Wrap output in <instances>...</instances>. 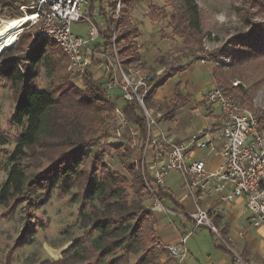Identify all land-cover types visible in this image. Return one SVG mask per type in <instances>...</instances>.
Returning <instances> with one entry per match:
<instances>
[{
  "label": "trees",
  "instance_id": "16d2710c",
  "mask_svg": "<svg viewBox=\"0 0 264 264\" xmlns=\"http://www.w3.org/2000/svg\"><path fill=\"white\" fill-rule=\"evenodd\" d=\"M14 1L0 0V6H13ZM137 2L138 0H121L115 41L123 64L137 62L144 67L145 62L136 40L139 29L130 11ZM167 2L172 6L171 11L149 0L150 21L154 23L161 17L168 16L172 35L182 40L185 55L195 56L201 49L203 37L201 14L196 0ZM258 9H261L260 5ZM113 27L114 24L109 21L106 30L109 35ZM24 39H27L28 49L22 56L23 60L15 63L7 59L0 63V74L10 81L16 95L14 113L10 120L21 129L9 156L11 165L6 180L0 186V203L5 207H8L10 202L24 203L25 214L30 215L31 211L33 213L38 207L39 202L34 197L38 188L58 177L61 189L66 191L70 178L80 175L83 171L81 166L91 156L96 170H92L94 173L89 176L85 191L88 195H96L107 211L97 212L93 220L92 229L98 231L101 246L97 250L95 261L85 264H126L120 263V259L126 257L129 252L137 253L139 250L144 251L133 264H153V249L160 244L155 230L157 217L151 209L138 201L127 204L124 194L126 186L134 193L147 194L134 159L138 145L130 147L122 142L110 144L121 161L127 165L130 179L110 170L100 160L98 153L91 154L89 151L91 145L109 135L108 132L116 119L115 101L119 97L108 96L102 83L97 82L88 69L81 74L83 88H76L68 81L65 69L69 65V58L56 41L46 37L35 39L32 29L24 33ZM229 43L236 47L233 52L227 54V57L233 60L264 55V28L254 25L248 34L233 36ZM223 50L224 48H220L214 54H220ZM207 59L212 64L211 76L216 86L233 97L230 89L222 85L225 78L221 80L220 68L216 62L208 57ZM186 66L181 63L170 64L157 76L158 81L147 96L148 106L152 105L151 97L156 87L183 71ZM41 67L53 79L52 83L43 89H39L36 83L38 69ZM189 99V95L180 90V82L177 83L172 99L163 100L160 104L157 119H170ZM121 108L124 118L138 129L141 141L146 135L147 122L140 106L135 101H129ZM255 115L258 128L264 129V112ZM7 141V136L0 129V143ZM128 155L131 156L130 160H127ZM28 156L36 159L37 165L41 163L42 158L47 159L49 163L41 170L28 172V164L21 160ZM96 175H101L102 178H95ZM158 195L161 200L171 197L163 193L161 188L158 189ZM114 200L122 202L123 207L111 209ZM23 236L25 233L21 238ZM147 243L150 245L145 247ZM119 251H123L122 256L104 262L105 257ZM12 255V251H8L4 264L11 263ZM46 261V264H62L61 259Z\"/></svg>",
  "mask_w": 264,
  "mask_h": 264
},
{
  "label": "rangeland",
  "instance_id": "374dc122",
  "mask_svg": "<svg viewBox=\"0 0 264 264\" xmlns=\"http://www.w3.org/2000/svg\"><path fill=\"white\" fill-rule=\"evenodd\" d=\"M153 2L159 7L164 6L168 11L172 10V6L170 3L168 4L167 0H153ZM196 2L200 9L203 37L200 44L201 49L193 59H190V56L183 52L182 40L172 35L168 16L161 17L157 22L152 23L149 20V0H138L134 6V12L138 17L133 13L131 15L133 21L138 23L142 21L140 24H144L146 30L157 37V43H151L149 39L151 36L149 35L146 41H142L141 36L136 38L139 48L144 46L146 51L150 50L149 53L144 54L146 59L144 68L156 75L153 86L158 81V74L170 64L181 62L185 65L189 61L200 63L203 59L204 61L201 62L211 70L212 64L207 59L208 57L216 62L220 68L221 80L225 78L224 81L222 80V85L230 89L233 98L243 102L244 106L252 109L256 114L264 112V55L258 54L251 58L238 60L227 57L228 52H233L236 48L229 43L231 37L238 34H248L253 30L254 25H260L264 28V0H196ZM14 4L13 6H0V24L2 20L23 15L17 0L14 1ZM259 5L261 9H258ZM87 28L88 25L82 19L72 24L73 31L79 34L86 33ZM29 29L32 28L23 24L10 47L0 54V63L7 59H11L15 63L23 60L22 56L28 49L24 33ZM220 48L221 50L224 48L223 52L214 54ZM89 71L97 82L103 83L104 76L101 68L92 67ZM65 72L68 81L74 84L76 88H83L80 76H77L68 67ZM52 81L53 79L48 76L43 67L38 69L36 83L39 89L47 87ZM116 91L118 90H110L111 96L115 97ZM163 97L165 99L167 97L166 90L156 99L157 101L152 98V102L157 104V106L151 107L153 117L159 115ZM15 103L14 88L10 81L0 74V129L8 138L7 142L0 143V186L6 180L11 165L9 156L21 130L10 120L14 113ZM115 103L119 107L124 105L120 98L116 99ZM164 122H168V120L164 119ZM186 123L187 120L181 122L182 125ZM108 134L107 137L101 138L91 145L89 151L91 154L93 152L98 153L100 160L110 170L130 179L127 165L121 161L110 144L122 142L130 147H135L138 144V133L133 132L127 124H124L121 117L116 116ZM130 159L131 156L128 155L127 160ZM21 160L28 164V172L41 170L49 163L47 159L42 158L41 163L39 162L37 165V160L30 156L23 157ZM81 167L83 171L79 176L74 175L70 178L69 188L66 191L61 189L58 177L35 191L34 197L39 203L37 209L33 210V213L31 211L30 220L28 219L30 215L25 214L24 203L12 204L10 202L8 207L0 203V264H4L10 250L13 254L10 264H46V260L59 259H61L62 264H85L95 261L101 240L98 239V231L92 229V224L97 212L107 210L96 195H88L85 191L88 185L87 180L94 173L92 170H96V166L91 161V156L84 161ZM95 178L101 179L102 176L96 175ZM164 191L179 198L180 203L187 211L195 209L196 200L192 194L188 193L184 179L177 171L171 170L166 175ZM124 194L127 204L138 201L144 207L151 209L155 215L157 214L155 228L158 225L156 234L159 236L161 225L166 230L171 231L173 225L180 224V219L183 218L174 211L175 203L170 198H162L161 201L165 208L156 209L152 205L150 196L144 192L134 193L129 186H126ZM183 194L185 195L183 196ZM111 206V209L121 208L123 203L114 200ZM177 210L179 209L177 208ZM202 228H206L209 232L208 227ZM23 233L25 236L21 238ZM149 245L150 243H147L145 247ZM143 251L127 253L126 257L120 259V263L133 264ZM153 252L154 256L158 255L160 252L159 245L154 247ZM122 254L123 251H119L114 255H109L104 258V262L122 256Z\"/></svg>",
  "mask_w": 264,
  "mask_h": 264
},
{
  "label": "built area",
  "instance_id": "2783aa9c",
  "mask_svg": "<svg viewBox=\"0 0 264 264\" xmlns=\"http://www.w3.org/2000/svg\"><path fill=\"white\" fill-rule=\"evenodd\" d=\"M17 3L26 17L24 24L32 28L35 39L46 37L56 41L69 58L68 68L77 76L99 67L108 96L113 97L110 90H118L115 97L124 103L135 101L140 106L147 122L141 141L138 129L124 118L122 108L117 105L114 108L116 116L138 133L134 159L153 207L165 208L158 189L164 186L169 171H177L196 200V209L188 214L194 227H208L231 252L234 262L247 264L212 222L208 211L197 204V195L213 188L221 200L243 197L249 224L264 227V129L258 128L255 113L215 86L204 97L209 105H217L219 125L189 139H173L157 117L152 116L147 104L156 75L137 62H121L115 41L121 0H17ZM81 19L88 25L84 34L72 29L73 22ZM109 21L114 24L111 35L106 32ZM200 149L208 154L219 153L221 161L216 169L207 168L206 154L194 157ZM192 231L183 232L177 242L165 246L179 261L187 255L185 240Z\"/></svg>",
  "mask_w": 264,
  "mask_h": 264
},
{
  "label": "crops",
  "instance_id": "0c3cea01",
  "mask_svg": "<svg viewBox=\"0 0 264 264\" xmlns=\"http://www.w3.org/2000/svg\"><path fill=\"white\" fill-rule=\"evenodd\" d=\"M130 11L131 15L134 13L138 17L134 12V8ZM135 23L139 29L138 36H141L140 39L142 41H146L149 35L151 36L149 38L150 42H156L157 37L153 33L150 34L144 24H140L142 21L139 23L135 21ZM139 50L142 54V60L145 62L144 54L149 53L150 50L146 51L144 46L140 47ZM187 56H190V59L195 58L192 55ZM201 61L204 60L201 59ZM201 61L200 63L195 61L186 62L185 65L187 66L183 71L178 72L175 76L157 86L152 94L151 102L152 98L157 101L156 99L166 90L167 97L166 99L163 97L162 101L170 100L173 97L176 84L180 82V90L183 94H188L190 97L183 107L179 108L170 119H167L168 122L163 123L164 119L159 121L167 135L173 139H189L200 134L205 129L213 128L220 123L217 105H209L205 101L204 95L206 91L215 87L216 83L211 76V70ZM181 64L183 65V63ZM152 106H157V104L152 102L149 107L151 108ZM183 120H187L185 125L181 124ZM205 154L207 155V168L209 170L216 169L221 161L219 153L211 152L208 154L206 150L200 149L195 151L194 157H200ZM161 189L163 193L171 196L170 199L172 198L175 203V210H173L178 212L183 218L180 219V224L173 225L171 231L166 230L163 225L159 227L160 236H157L160 239V252L157 256H154L153 264H239L234 262L231 252L218 242L210 229L207 232L206 228H202L204 226L194 227V223L188 217V214L194 211L196 207L191 211H187L183 204L180 203L179 198L174 197L169 192H165L164 186ZM197 204L208 211L212 222L220 229L233 249L241 254L247 264H264V227H252L249 224L248 212L243 197L237 196L232 200H221L219 193L210 188L206 192L198 193ZM156 228L158 229V225ZM188 230L193 231L185 241L187 255L183 260L179 261L176 257L170 255L165 246L177 242L181 238L182 233Z\"/></svg>",
  "mask_w": 264,
  "mask_h": 264
},
{
  "label": "bare ground",
  "instance_id": "6f19581e",
  "mask_svg": "<svg viewBox=\"0 0 264 264\" xmlns=\"http://www.w3.org/2000/svg\"><path fill=\"white\" fill-rule=\"evenodd\" d=\"M3 19V18H2ZM26 17H15L2 20L0 24V54L7 48L15 39L23 26Z\"/></svg>",
  "mask_w": 264,
  "mask_h": 264
}]
</instances>
